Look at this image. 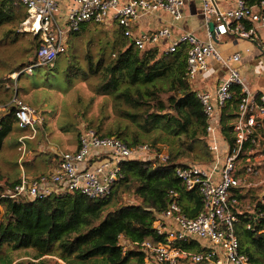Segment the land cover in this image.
<instances>
[{
  "label": "built area",
  "instance_id": "obj_1",
  "mask_svg": "<svg viewBox=\"0 0 264 264\" xmlns=\"http://www.w3.org/2000/svg\"><path fill=\"white\" fill-rule=\"evenodd\" d=\"M17 1L26 10L18 30L30 31L38 37L36 61L24 68L27 72L34 65L52 67L57 56L66 50V34L78 31L81 24L88 22L106 25L117 22L123 35L140 50L156 47L171 54L185 45L184 74L206 117V146L211 160L181 161L173 173L186 190L200 193L202 209L195 217H188L179 204V192L170 190L167 207L155 212L152 223L158 238L130 241L120 233L117 245L123 253L133 250L144 254V262L151 264H254L240 250L235 227L242 213L248 214L247 229L253 230L254 224L264 219L261 207L264 192L258 198L261 206L255 207L248 199L238 198L235 190L250 189V185H256L250 180L262 174L264 135H260V129L264 120V93L250 86L241 75L238 68L241 53L224 56L217 43L232 35L257 44L264 53V0H232L225 7L220 0H200L204 39L193 30L178 29L176 25L184 16L185 0H66L62 8L59 0ZM61 9H65L64 15ZM163 14L168 23L146 30L138 27L146 18ZM210 21L214 23L212 31L208 27ZM212 61L219 63L221 76L211 74L218 71ZM209 78L213 79V86L208 84ZM236 91L239 98L227 122L232 138L228 142L221 132V117L232 104ZM10 108L15 126L31 134L17 138L21 164L28 151L24 141L35 135L44 115L17 92L0 102V112L8 113ZM53 158L54 166L38 174H28L20 165L18 181L0 197L38 200L78 192L92 199L103 198L123 177V162L137 158L166 163L169 151L163 144L129 145L114 135L82 124L77 147L55 149ZM192 242L201 248L190 250L183 246Z\"/></svg>",
  "mask_w": 264,
  "mask_h": 264
},
{
  "label": "trees",
  "instance_id": "obj_2",
  "mask_svg": "<svg viewBox=\"0 0 264 264\" xmlns=\"http://www.w3.org/2000/svg\"><path fill=\"white\" fill-rule=\"evenodd\" d=\"M25 16L26 10L21 2L0 0V28L5 30L3 35H16V29H6V26L13 21H23ZM88 24L83 23L78 31L69 33L78 35ZM113 24L116 28L113 29L111 41H108L112 45L110 52L113 57L104 62V50L99 51L95 60L91 54L86 55V67L82 69L74 63L67 72L68 81L77 74L86 76L89 71L98 74L97 89L125 103L128 108L121 112L141 130L150 132L159 127L174 137L182 135L184 139L181 142L189 150L194 149L195 142L200 146L199 152L192 157L194 160L186 161L209 163L211 156L205 141L206 117L184 74L185 45L171 54H164L156 47L140 50L123 35L117 22L113 21ZM32 39L25 48L26 62L17 63L12 67L13 71L35 63L38 37L33 35ZM34 47L31 59L29 55ZM238 98L237 92L229 109L221 117V132L228 142L232 138L229 133L231 126L227 122L233 116ZM86 126L93 127L91 124ZM15 127L12 108L8 113L0 112V148ZM94 129L102 134L114 135L129 145L145 142L138 133L127 136L121 131L102 132L100 126ZM148 143L155 145L157 137L151 138ZM184 154L189 153L171 151L166 163L137 158L123 162V177L103 198L92 199L78 192L38 200L0 197V247L7 243L15 250L33 248L35 258L56 255L64 264H151L144 262V254L140 252L129 250L123 253L117 245L118 235L122 233L130 241L158 238L152 223L155 212L167 207L170 190L179 192V204L188 217H195L202 209L200 193L186 190L173 173L174 167L187 159H182ZM18 178L0 183V195L11 189ZM261 192L264 189L235 190L238 198L248 199L255 207L261 206L258 202ZM120 194L132 195L138 201L108 208L111 198ZM238 216L235 232L240 250L254 264H264V219L256 222L252 230L245 227L249 221L248 214ZM11 261L10 255H0V264H11Z\"/></svg>",
  "mask_w": 264,
  "mask_h": 264
},
{
  "label": "rangeland",
  "instance_id": "obj_3",
  "mask_svg": "<svg viewBox=\"0 0 264 264\" xmlns=\"http://www.w3.org/2000/svg\"><path fill=\"white\" fill-rule=\"evenodd\" d=\"M196 1L198 2V0ZM60 5L62 8L63 4ZM188 12L194 18L191 25L197 26L199 23L196 16L197 8L192 7ZM60 13L64 15L65 9H61ZM92 23L89 22L88 26L78 35L66 34V50L57 56L52 67L34 65L31 72L24 70L26 66L16 71H13L12 67L27 58L25 48L33 40V34L30 31L18 30L21 22L13 21L12 24L6 26V29H16V35L8 33L5 36L3 35L5 30L0 28V101L8 100L12 93L17 92L23 100L44 115L43 124L38 125L39 128H37L35 135L26 138L24 141L26 150L28 148L30 152L27 151L24 154L21 164L18 162L21 152L18 148L17 138L19 135L31 134L27 131L22 132L15 127L10 135L4 139L0 148V183L19 177L20 165L24 170H31L34 173L43 171L44 165H47V160L53 156L55 149L71 150L74 147L82 124H91L94 128L100 126L102 132L108 130L112 132L121 131L127 136H130L131 133H138L139 138L146 143L151 138L157 137L156 144L167 146L169 154L171 151L177 150L189 153L182 155L184 156L182 159L187 158L183 161L194 160L192 158L194 153L199 152L198 143L195 142L194 149L189 150L187 145L181 142L184 139L182 135L174 137L159 127L150 132L141 130L136 123L121 112V110L128 108L125 103L97 89L98 74H91L89 71L86 76L77 74L75 78L68 81L67 72L74 66V63L81 66L82 69L86 67L88 64L86 55L91 54L95 60L99 51L104 50V62L113 57L110 52L112 45L108 41H111L113 29L116 26L114 24ZM203 31L204 28H195V33L202 39H204ZM229 43L230 40L224 38L221 43H217V47L223 52ZM34 52L35 47L29 55L31 59H33L32 54ZM222 54L227 56L224 52ZM215 64L219 65L216 62ZM14 73L17 74L14 75ZM261 133L260 135L263 136L264 122ZM205 141H207L206 137ZM250 181L252 184H256L250 185L255 191L264 189V165H262V174ZM137 201L138 199L132 195L120 194L111 198L108 208L120 203L126 204ZM34 253L33 248L15 250L7 243L0 247V255H10L11 264H64V261L56 255H43L40 258H35Z\"/></svg>",
  "mask_w": 264,
  "mask_h": 264
},
{
  "label": "crops",
  "instance_id": "obj_4",
  "mask_svg": "<svg viewBox=\"0 0 264 264\" xmlns=\"http://www.w3.org/2000/svg\"><path fill=\"white\" fill-rule=\"evenodd\" d=\"M62 4H64L63 0H59ZM232 0H220V3L222 6H228L231 3ZM198 3V5H196ZM192 7L197 8V26H192L193 23V16L191 13L188 12ZM187 9V10H186ZM201 4L200 0L198 2L196 0H185V4L183 7V18L177 22L178 29H188L193 30L195 33V28L202 29V18H201ZM168 23V18L165 14L155 17H148L144 21H141L138 25L141 29H152L159 25ZM106 25V24H105ZM191 27V28H190ZM196 34V33H195ZM197 35V34H196ZM198 36V35H197ZM199 37V36H198ZM224 38L229 39L230 43L228 44L227 48L223 51L226 53L225 55H229L233 52H240L241 53V60L238 64L239 71L243 78L248 82L250 86H252L254 89L260 90L262 93H264V53L260 50L259 46L255 43H251L247 40L239 39L232 35H226L222 37L220 43L224 40ZM222 52V53H223ZM212 64L214 68H216L218 71H212V75L221 76L223 74V71L220 70L219 66L215 64L214 61H212ZM207 73L206 75H208ZM215 77V76H214ZM213 79L209 78L208 84L213 86ZM19 129V128H17ZM44 129V128H42ZM20 130V129H19ZM22 131V130H21ZM44 131V130H43ZM24 132V131H22ZM20 136V135H19ZM77 147V138L75 140L74 147L71 150H74ZM54 148V147H52ZM28 152L30 150L27 148ZM69 150V149H68ZM54 166V158L51 156L47 160V165H44L45 169L39 173L46 172L49 169H51ZM26 170V169H25ZM28 174H38L34 173V171H25ZM184 247L190 249V250H199L201 247L196 243L192 242L191 244H184Z\"/></svg>",
  "mask_w": 264,
  "mask_h": 264
},
{
  "label": "water",
  "instance_id": "obj_5",
  "mask_svg": "<svg viewBox=\"0 0 264 264\" xmlns=\"http://www.w3.org/2000/svg\"><path fill=\"white\" fill-rule=\"evenodd\" d=\"M208 27H209V30L212 31L213 28H214V23L210 21V22L208 23Z\"/></svg>",
  "mask_w": 264,
  "mask_h": 264
}]
</instances>
